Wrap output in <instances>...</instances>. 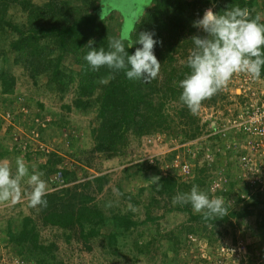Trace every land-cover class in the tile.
I'll return each instance as SVG.
<instances>
[{
  "label": "rangeland",
  "instance_id": "374dc122",
  "mask_svg": "<svg viewBox=\"0 0 264 264\" xmlns=\"http://www.w3.org/2000/svg\"><path fill=\"white\" fill-rule=\"evenodd\" d=\"M44 1L35 0L33 4H44ZM153 1L104 0L105 11L110 12L105 14L106 24L110 26L109 38L121 36L122 19L134 4H148L145 12ZM202 6L193 7L195 23L203 16L197 17V9ZM26 16L15 2L10 3L5 19L21 29L26 25ZM125 24L127 31L130 26L126 19ZM3 27L0 30V162L8 163L15 175L16 159L22 158L30 171L43 172L41 178L47 184V194L63 189L87 194L94 198L90 206L103 211L105 220L95 228L97 236L87 241L78 227L64 231L44 226L40 218L42 207L29 206L32 186L28 177H24L17 203L0 202V264H264V189H256L254 185L249 188V181L240 174L236 162L238 154L229 153V141L221 140L225 114L232 100L240 101L228 86L215 94L216 102L202 105L195 115L200 134L194 141L179 144L183 136L176 128L179 134L176 139L163 132L150 135L153 138L159 135L157 142L130 137L112 157L91 155L94 146L91 129L96 125L98 99L107 81L97 80L83 98L87 106L75 108L72 101L77 84L71 83L65 92H60L46 83L45 76L34 83L18 62L21 54L11 46L19 38L18 34L8 25ZM178 40L179 44L182 39ZM179 50L174 57L177 67L185 63L190 53V49L183 47ZM64 67L73 72L79 70L71 58L64 62ZM13 77V93L2 94V82ZM67 105L70 111L63 108ZM178 110L174 103L167 104L164 112L174 118ZM173 158L188 160L190 174L185 176L171 170L168 161ZM48 160H59L55 170L62 168L73 175L68 182L51 181L55 172L46 168ZM98 176L108 179L101 193L96 192L93 182ZM167 177L176 181L171 192L162 185ZM216 178L226 190L218 195L210 186ZM194 185L210 198H223L228 211L249 215L231 218L217 229L209 226L203 231L201 225L189 219V213H200L190 204L173 203L178 193L189 192ZM123 215H130L134 223L127 232L119 229L114 221ZM28 217L36 226L39 243L48 248L47 254L30 246L20 250L8 239V231L19 233ZM90 228L84 226V234Z\"/></svg>",
  "mask_w": 264,
  "mask_h": 264
},
{
  "label": "trees",
  "instance_id": "16d2710c",
  "mask_svg": "<svg viewBox=\"0 0 264 264\" xmlns=\"http://www.w3.org/2000/svg\"><path fill=\"white\" fill-rule=\"evenodd\" d=\"M33 1L35 0H0V30L5 24L18 34L19 38L12 42L11 46L21 54L18 62L22 63L34 83L37 84L45 76L46 83L60 92H65V88L71 83L77 84L75 98L72 101L75 108L87 106L83 98L97 80L107 81L98 99L96 125L91 129V138L94 142L91 155L99 154L105 157H112L120 149L119 147L128 143L130 137L140 140L163 132L165 135L169 134L170 138L176 139L179 137L176 128L182 131L180 135L183 136V139L178 140L179 144L193 141L199 136L197 117L180 100L182 89L179 87V82L190 73V69L186 66L187 60L181 67L174 64V57L178 55L180 48L190 49L191 53L194 48L192 38L206 35L196 26L194 6L204 5L197 9V17H201L207 9L222 14L238 5L241 8H248L252 17L260 15V22L264 23L262 10L264 0H192V2L191 0H154L132 33V38L135 40L143 32H154L155 38L161 41L154 47V54L158 57L157 60L161 61L159 74L155 79L145 82L128 80L123 71L113 72L107 67L93 71L84 60L89 50L87 47L89 41H92L91 46L94 48L108 49L111 40L110 26L106 24L108 20L105 14L110 12L105 11L104 0H45L44 4H33ZM15 2L20 4L21 10L27 15L26 25L21 29L5 19L10 3ZM122 27L124 29L120 30L121 36L118 38H126L127 33L131 31V29L125 30L127 27L125 18L122 19ZM179 38L182 40L178 44ZM138 47L141 46L136 44L127 51L132 54ZM68 58L79 67L78 72L64 67V62ZM261 78L264 80V71ZM14 85V77L4 79L1 84L2 94L11 95ZM60 96L63 94L61 93ZM216 97L214 95L204 100L202 105L210 106L216 102ZM174 103L178 105L179 110L175 117L171 118L164 109L167 104ZM63 108L70 111L68 105ZM31 152L34 153L28 150V153ZM173 159L168 161L170 165ZM59 163V160H48L45 165L49 171L55 172L53 176L58 172L61 173L62 183L68 182L69 177L73 175H69L62 168L55 170ZM149 168L153 169V166L149 165ZM170 169L172 170L171 167ZM52 182L56 183L54 180ZM93 182L96 184V192L101 193L108 184V179L106 176H98ZM175 183V178L172 177L162 180V185L168 189V192L173 190ZM45 199L48 202L47 206L42 207L40 212L44 226L64 231L78 227L86 241L97 236L98 230L95 228L103 225L105 216L103 211L90 206L94 198L84 193L77 194L63 189L47 194ZM189 215L190 221L198 226L201 225L202 230L207 231L209 226L217 229L231 218H240L249 213L240 215L227 211L225 217L213 222H206L202 213H189ZM114 221L123 232L134 227L130 215L115 217ZM86 225L91 228L87 234H84L83 228ZM114 238L111 236L112 240ZM8 239L20 250L30 246L35 251L47 254L48 248L39 243L38 231L29 217L24 219L19 233L15 235L8 231Z\"/></svg>",
  "mask_w": 264,
  "mask_h": 264
},
{
  "label": "clouds",
  "instance_id": "9594fccd",
  "mask_svg": "<svg viewBox=\"0 0 264 264\" xmlns=\"http://www.w3.org/2000/svg\"><path fill=\"white\" fill-rule=\"evenodd\" d=\"M147 5L140 2L133 5L125 17L131 31L126 38L111 39L107 50L104 47L94 48L89 41L84 60L91 70L107 67L113 72L123 71L128 80L145 82L158 76L161 64L154 54V47L161 41L155 38L154 32H143L135 40L132 38ZM260 21V15L252 17L248 8L237 5L222 14L208 9L196 22L206 35L192 38L194 48L186 61L190 73L179 82L182 89L180 100L193 115L199 113L204 100L226 87L234 74L246 73L254 80L261 79L264 71V23ZM136 44L141 47L129 54L127 49ZM43 175V172L30 171L19 157L16 159L15 175L8 163L0 162V202L17 203L21 197V181L28 177L32 186L29 206L46 207L48 189L41 178ZM173 203L190 204L196 213L203 214L206 222L223 218L228 211L223 198H210L196 185L189 192L178 193Z\"/></svg>",
  "mask_w": 264,
  "mask_h": 264
},
{
  "label": "built area",
  "instance_id": "2783aa9c",
  "mask_svg": "<svg viewBox=\"0 0 264 264\" xmlns=\"http://www.w3.org/2000/svg\"><path fill=\"white\" fill-rule=\"evenodd\" d=\"M262 82L261 86L260 83ZM230 92L240 101L232 100L231 107L227 110L226 125L221 130V140H228L229 153H237V164L240 174H243L249 188L253 185L256 189H264V80H254L246 73L234 74L229 84ZM232 87V90L230 89ZM225 89V88H224ZM9 116V114L7 115ZM147 141H159L157 135L147 137ZM14 146H17L14 144ZM19 146V145H18ZM25 151V150H23ZM192 156L195 154L190 153ZM181 175H189L191 166L188 160L174 158L171 165ZM57 183L62 182L61 173L53 176ZM51 180V181H53ZM218 178L211 181V190L218 195L223 193L222 185ZM222 184V183H221Z\"/></svg>",
  "mask_w": 264,
  "mask_h": 264
}]
</instances>
